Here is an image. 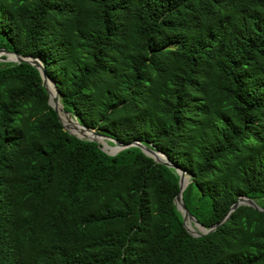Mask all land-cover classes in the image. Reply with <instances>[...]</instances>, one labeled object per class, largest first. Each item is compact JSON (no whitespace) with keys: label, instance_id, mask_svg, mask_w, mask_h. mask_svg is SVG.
<instances>
[{"label":"trees","instance_id":"trees-1","mask_svg":"<svg viewBox=\"0 0 264 264\" xmlns=\"http://www.w3.org/2000/svg\"><path fill=\"white\" fill-rule=\"evenodd\" d=\"M0 264H264V0H0ZM3 56L2 58H4ZM110 145H113L109 142Z\"/></svg>","mask_w":264,"mask_h":264},{"label":"water","instance_id":"water-1","mask_svg":"<svg viewBox=\"0 0 264 264\" xmlns=\"http://www.w3.org/2000/svg\"><path fill=\"white\" fill-rule=\"evenodd\" d=\"M3 56L5 57L2 58ZM0 61L12 62L18 64L26 63L33 66L39 71L40 76L42 78V85L45 88L47 94L49 95L48 104L52 107V109L56 113L58 121L61 123L63 129L67 131L69 134L81 140L93 141L97 143V145L103 152L111 156L116 155L120 151L128 148H132V147L138 148L141 150V152L144 155L152 158L155 163L162 164L168 168L173 169L179 178L178 180L179 191L174 198V204L176 206L177 211L183 217L184 226L186 227L187 231L191 233L193 236L199 237L207 233H210L215 229H217L219 225H221L224 221L228 219L229 215H227V217H225L222 221L214 224L210 228H206L203 225H201L196 220V218L188 211L183 201L182 193L190 182V177L187 174L186 170L168 161L166 156L162 152L157 151L152 145H146L138 141H133L130 144H122L114 139L101 135L95 129H89L82 126L78 121L73 119L69 113L64 111L63 106L59 101V93L57 91L55 83L52 82L51 79L49 78V75L46 73L45 68L39 58L21 57L20 55L12 51L0 49ZM49 85H51L55 89L56 92L55 94H52V92L49 89ZM63 115L70 117L73 122H70V124L65 123L62 119ZM109 142H111L113 145H109ZM240 205H247L255 210L264 213V209L259 207L254 200L246 197H239L237 201L230 208L229 214L234 212L237 209V207Z\"/></svg>","mask_w":264,"mask_h":264},{"label":"bare ground","instance_id":"bare-ground-1","mask_svg":"<svg viewBox=\"0 0 264 264\" xmlns=\"http://www.w3.org/2000/svg\"><path fill=\"white\" fill-rule=\"evenodd\" d=\"M49 89H50V91L52 92V94H55L56 92H55V89L51 86V85H49ZM62 119H63V121L65 122V123H68V124H70V122H73L69 117H67V116H62Z\"/></svg>","mask_w":264,"mask_h":264},{"label":"rangeland","instance_id":"rangeland-1","mask_svg":"<svg viewBox=\"0 0 264 264\" xmlns=\"http://www.w3.org/2000/svg\"><path fill=\"white\" fill-rule=\"evenodd\" d=\"M1 62H3V61H1ZM63 116H65V115H63ZM68 117V116H67ZM70 118V117H69ZM71 119V118H70ZM72 120V119H71ZM109 145H110V143H109ZM107 150H109V149H107Z\"/></svg>","mask_w":264,"mask_h":264}]
</instances>
